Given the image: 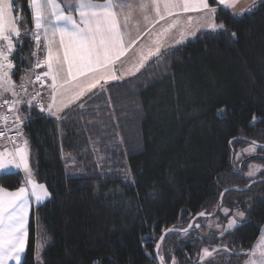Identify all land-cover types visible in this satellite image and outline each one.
Masks as SVG:
<instances>
[{
	"label": "trees",
	"instance_id": "trees-1",
	"mask_svg": "<svg viewBox=\"0 0 264 264\" xmlns=\"http://www.w3.org/2000/svg\"><path fill=\"white\" fill-rule=\"evenodd\" d=\"M208 2L223 28L159 51L134 75L100 84L60 114L27 101L17 121L15 104L4 128L19 135L18 144L0 142L15 150L26 138L36 179L50 195L29 220L21 264H40L37 227L48 242L42 264H156L164 231L212 214L222 191L264 180V0L240 15ZM13 7L21 36L9 57L12 79L42 76L40 96L46 66L36 64L46 55L25 34L32 30L28 0ZM161 27L149 30L146 44L164 38ZM230 148L234 170L253 157L240 173ZM22 185L20 172L0 175V188ZM211 219L215 224L197 220L186 234L166 235L163 264H244L264 228V183L225 194ZM203 249L212 252L204 262Z\"/></svg>",
	"mask_w": 264,
	"mask_h": 264
},
{
	"label": "snow or ice",
	"instance_id": "snow-or-ice-1",
	"mask_svg": "<svg viewBox=\"0 0 264 264\" xmlns=\"http://www.w3.org/2000/svg\"><path fill=\"white\" fill-rule=\"evenodd\" d=\"M216 2L225 8L234 7V0ZM14 4L15 0H0V96L6 92H10L12 96L18 95L15 91L17 85L8 71L14 66L9 57L21 36L19 21L14 17ZM30 7L36 30L32 33L33 38L39 46L43 37L47 50L45 60L43 63L37 62L36 67L46 66L47 71L43 75L51 80V103L47 109L40 105L41 111L47 110L51 115H56L100 85L101 81L107 83L109 80H118L125 74L121 71L118 76L115 65L137 43L136 39L130 38L123 30L127 27L129 18L125 9L133 8L127 0H119L118 3L114 0H105L104 3L73 0L66 7L58 0H30ZM136 7L141 11H154L156 22L175 16L176 19L164 29L165 32L180 23L181 13L188 12H203L204 17L201 19L210 29L224 27L223 24L215 23L217 7L210 6L208 0H141ZM73 13L78 15V19ZM121 16L124 17L123 28ZM144 19H149L147 14ZM191 20V17L187 18L189 25ZM155 43L157 47L154 51L149 49L146 55L143 51L140 52L139 61L127 70L128 73L134 75L147 59L159 53V41ZM35 79L40 81L41 76L37 75ZM20 87L23 88V84ZM3 103L8 104V111L12 112L19 101L4 100ZM79 106L83 107V104ZM0 120L7 122L8 117L0 116ZM16 120L19 121L20 117L17 116ZM2 136L3 133L0 132V137ZM13 167L23 169L25 180L23 186L16 191L0 188V264H9L12 261L19 264L21 253L25 249L29 199L34 197L35 201L40 202L48 196L44 185H39L33 180L26 153L21 148H16L14 152H0V172ZM248 175L253 173L250 171ZM233 223L234 220L228 227L231 228ZM203 254L205 257L212 256L208 249H203ZM249 255L248 264H264V236L254 245Z\"/></svg>",
	"mask_w": 264,
	"mask_h": 264
},
{
	"label": "crops",
	"instance_id": "crops-1",
	"mask_svg": "<svg viewBox=\"0 0 264 264\" xmlns=\"http://www.w3.org/2000/svg\"><path fill=\"white\" fill-rule=\"evenodd\" d=\"M62 1H63V4L65 7L69 3L73 2V0H62ZM114 1H116L117 3L119 2V0H114ZM260 1H262V0H234V7L225 8L223 5H220V7H222L223 9H225V10H227L233 14H238V13H242L240 11L245 10V9H249L252 5L257 4ZM127 2L131 3L133 5V8L131 10L125 9V13L129 15V18L127 20V27L123 28V25H124V17L123 16L120 17L121 25H122L123 30L129 34L130 38L137 40V43L130 49V51L124 57H121L120 61H118L116 63V65H115V67L117 69L116 74L118 76L121 75V71H123L125 73L124 75H126L128 73L127 70L129 68L133 67V65L139 61V55H140L141 51H143V53L145 55L147 54L149 49L154 51L155 48L157 47V44L155 43L156 41H159V49H160L159 51H162V50H165L167 48L177 46V45L184 43L187 40L191 39L187 35V31L193 25V22H194L193 19L195 18L196 14L198 13V12L181 13L180 14V23L177 24L175 27L169 29L167 32H165L164 29L167 28V26L172 22V20L176 19L175 16L168 17L165 20H160L159 22H156V15H155L154 11H152L150 9L146 10V11H141L138 7H136L139 3H141V0H127ZM28 8L31 12V17H32L30 0H28ZM146 14L149 17L148 20L144 19V16ZM73 15L76 16V18L78 19V15L76 13H73ZM188 17L192 18L190 25L187 23ZM147 25H149L150 27H148ZM159 25L162 26L161 29L163 30L164 38H162L161 36H159V37L156 36V37H153V39H154L153 42L150 41L149 44H146L147 39H148V35L150 34L149 30L155 29V27H157ZM32 30H33V19H32ZM202 31H208V30L202 29V30H199L198 33L202 32ZM32 33H34V32L32 31ZM181 33H183V36H181ZM128 38L129 37H126V39H128ZM174 39H175L174 43L171 44V42ZM168 40L170 42V46H167L165 44V42H167ZM34 41L36 42L35 39H34ZM39 47H41L42 52H44L45 55H47V50L45 47V41H44L43 37H41ZM45 58H46V56H45ZM45 71H47L46 67H45ZM30 75H33V74H30ZM130 75H133V74H130ZM31 78H32V76H31ZM45 78H47L46 84H45L46 86L43 88L41 100L39 99V102L35 101L36 98L33 99L34 93L32 94L30 90H29V92L24 90V89L28 90V88L26 86H28L31 89H32V87H34L35 82L32 81L31 79L29 80V83L26 84L25 87H23V88L20 87V84H16L17 85V87H16L17 93H18L17 96H12V94L10 92L3 93V95L5 97H8V98L12 97V99H14L15 101H19V103H17L18 110L16 112V116H19L20 120L22 117L19 113V110H20L21 106L24 103H26L27 101H32L33 106L37 107L39 110H40V105H43L45 107V109H47L48 104L51 103V98H50L51 88L49 87V85H51V80H50V78H48L46 76H45ZM122 79H124V78H122ZM118 80H120V79H118ZM113 81H116V80H109L107 83H110ZM104 83H105L104 81L100 82V84H104ZM63 109L60 112H58L57 114H60L63 111ZM53 111H55V109H53ZM43 112L45 114L49 113L47 110H45ZM262 231H263V229H262ZM258 240H259V238H258ZM247 253H246V257H247ZM244 264H246V263L244 262Z\"/></svg>",
	"mask_w": 264,
	"mask_h": 264
},
{
	"label": "rangeland",
	"instance_id": "rangeland-1",
	"mask_svg": "<svg viewBox=\"0 0 264 264\" xmlns=\"http://www.w3.org/2000/svg\"><path fill=\"white\" fill-rule=\"evenodd\" d=\"M114 2H116V1H114ZM250 9V8H249ZM249 9H245L246 11H248ZM245 10H242V11H240V12H244ZM239 15L241 14V13H238ZM14 17L19 21V23L21 22V17L20 16H15L14 15ZM202 17H204V13L203 12H198L197 14H196V16H195V18L193 19L194 20V22H193V25L188 29V31H187V35L190 37V38H193L197 33H198V31L199 30H208V31H216V30H219V27H217L215 30H213V29H210V28H208L207 27V24L206 23H204V21L201 19ZM33 19V18H32ZM215 19V18H214ZM216 23V22H215ZM217 24V23H216ZM32 31L33 32H35L36 30H35V28H34V22H33V30H31L30 32H25V34L27 33V35L28 36H31V37H33V35H32ZM174 41H175V39L171 42V44H173L174 43ZM17 44V43H16ZM16 44H15V47H16ZM165 44L167 45V46H170V42H169V40L167 41V42H165ZM15 47H14V49H15ZM10 59V58H9ZM9 71V75L11 76V78H12V74H13V70H12V68L11 69H9L8 70ZM31 73L30 72H28L27 73V75H24V76H22L21 78H20V81L18 82V83H15V84H23V86L25 87V85L26 84H28L29 83V80L31 79V75H30ZM130 74L129 73H127L126 75H123V76H121V78L120 79H122V78H126V77H128ZM13 80V79H12ZM34 87H35V85H34ZM15 91L17 92V88H15ZM88 93V92H87ZM86 93V94H87ZM85 94V95H86ZM84 95V96H85ZM3 97H5L4 95H2ZM41 96H42V93L40 94V96H39V99L41 100ZM83 96V97H84ZM83 97H81V98H83ZM6 98H8V97H6ZM80 98V99H81ZM8 99H11V100H14V99H12V97L11 98H8ZM79 99V100H80ZM79 100H77V101H75V102H73V103H71V104H69L67 107H69V106H72V105H74V104H76ZM22 137V139H21V143L19 144V146H17L16 148H21V149H23L24 150V152L26 153V157H27V162H28V166H29V168H30V170H31V174H32V178H33V180L35 181V183H37V184H39V185H43V184H41V183H39L38 181H37V179H36V175H35V172H34V170H33V168H32V166H31V162H30V160H29V148H28V143H27V140H26V138L24 137V136H21ZM15 148V149H16ZM4 151H10V152H14L15 150H12L9 146H7L6 144H3L2 142H0V152H4ZM250 167H252V165L250 166ZM249 167V170L252 172V173H254V170L252 169V168H250ZM249 171V172H250ZM15 172H20L21 174H22V176H23V184H24V180H25V173H24V171H23V169H16V168H10V169H5L4 171H2V172H0V175H2V174H10V173H15ZM254 176V175H253ZM23 186V185H22ZM45 187V186H44ZM45 189H46V187H45ZM31 189L29 188V191H30ZM47 190V189H46ZM47 192H48V190H47ZM50 200V195H49V192H48V196L47 197H45L42 201H40V202H37V201H35V198L34 197H30V199H29V210H28V214H27V217H26V225H25V228H26V232H27V235H26V237H25V249H24V251L21 253V258H20V261H19V264H21V262H22V260H23V258H24V255H25V252H26V248H27V241H28V227H29V220H30V218H31V216L32 215H35L36 214V211L41 207V206H43L46 202H48ZM213 222V219H210V220H205V222H203V221H201V224L202 223H207V225L209 226L211 223ZM231 222V221H230ZM214 224H215V222H213ZM37 227V226H36ZM233 227H234V223H233V225H232V227L231 228H229L230 230L231 229H233ZM36 233V232H35ZM262 236H264V228H263V231L261 232V234H260V237H259V239L262 237ZM259 240H257V242H258ZM256 242V243H257ZM48 242H47V240H43V238H42V236H41V232H40V230H39V228L37 227V234H36V237H35V261H36V263H40V264H42V253H43V251H44V248H45V246H46V244H47ZM255 243V244H256ZM254 244V245H255ZM254 245H253V247H254ZM253 247L250 249V251H248V253H247V257H246V259H245V263L246 264H248V260L250 259V252H251V250L253 249ZM201 261L202 262H204V261H206L207 260V257H205L204 256V254H202V257H201ZM9 264H16V262L15 261H12V262H9Z\"/></svg>",
	"mask_w": 264,
	"mask_h": 264
},
{
	"label": "water",
	"instance_id": "water-1",
	"mask_svg": "<svg viewBox=\"0 0 264 264\" xmlns=\"http://www.w3.org/2000/svg\"><path fill=\"white\" fill-rule=\"evenodd\" d=\"M250 144L252 145H256L254 144L253 142H249ZM230 153H231V167L232 169L234 170V155H233V151L232 149L230 148ZM253 157H249L247 159H245L242 163H240L239 165V168L238 170H234V172L236 173H240L242 168H243V165L246 164L247 162H249ZM257 183H264V180H256V181H252L251 183H249L248 186H246L244 189H236V188H229V189H226L224 191H222V193L220 194L219 196V199H218V202H217V206H216V209L215 211L212 213V214H209V215H197L195 216L193 219H191V221L189 222L188 226L184 229V230H175V229H168L166 231H164L161 236L159 237L157 243H156V246L154 248V259H155V262L156 264H163V262L161 261L160 257H159V249H160V246L165 238L166 235L168 234H186L192 227L193 223L197 220H204V219H211L213 217H215L217 215V213L219 212L220 210V207H221V201H222V198L225 194L229 193V192H245L248 190V188L254 184H257ZM159 246V247H157Z\"/></svg>",
	"mask_w": 264,
	"mask_h": 264
},
{
	"label": "built area",
	"instance_id": "built-area-1",
	"mask_svg": "<svg viewBox=\"0 0 264 264\" xmlns=\"http://www.w3.org/2000/svg\"><path fill=\"white\" fill-rule=\"evenodd\" d=\"M38 69H40V68L36 67V70H38ZM35 78H36V76L34 77L35 87H34L33 96L35 98H38L39 97L38 93L42 89V87H43L42 85H44V80H43L42 76H41V80L40 81H37ZM4 100L5 99L0 98V104L3 105V106H0V116H7L8 120H7V122H5L3 120H0V132L3 133V136L0 137V139L1 140H5L10 147H14V146H16L18 144L19 135L16 132H14V131H11V130H9L7 128H4L5 124L10 123L11 121H13V115H12L13 111L12 112L8 111L9 105L8 104H4L3 103ZM15 108H16V106H15ZM13 141L15 143H13Z\"/></svg>",
	"mask_w": 264,
	"mask_h": 264
}]
</instances>
